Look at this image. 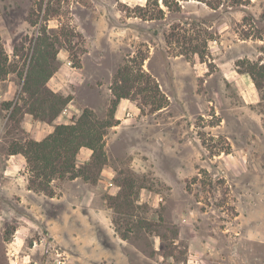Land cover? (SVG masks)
Instances as JSON below:
<instances>
[{"label": "rangeland", "instance_id": "obj_1", "mask_svg": "<svg viewBox=\"0 0 264 264\" xmlns=\"http://www.w3.org/2000/svg\"><path fill=\"white\" fill-rule=\"evenodd\" d=\"M238 1L170 0L162 15L147 0H0L17 86L2 103L0 168L28 137L23 85L40 43L50 69L68 55L75 104L101 121L120 67L151 76L130 82L93 179H56L53 196L0 192V264H264V100L245 72L247 59L264 63V0ZM131 171L143 188L113 206Z\"/></svg>", "mask_w": 264, "mask_h": 264}, {"label": "trees", "instance_id": "obj_2", "mask_svg": "<svg viewBox=\"0 0 264 264\" xmlns=\"http://www.w3.org/2000/svg\"><path fill=\"white\" fill-rule=\"evenodd\" d=\"M238 2L243 4L242 0ZM161 3L170 7V0H147L145 7L147 8L150 5L157 6L159 12L164 15V11L160 8ZM207 4L209 3L207 2ZM175 27H173L174 31ZM44 46L41 43L37 45L35 54L31 59L30 69L23 85V92L28 94L27 102L24 104L28 106L26 112L33 114L35 118L53 122L61 114L72 97L55 92L47 85L48 80L57 68L50 69L47 67V53L50 54V52L47 51L48 49H44ZM197 48L195 45L196 50L193 49L195 50L194 52H198ZM53 58L55 60L56 57ZM8 59L9 57L2 44L0 35V81L6 79L10 73L7 65ZM240 62L243 63L245 60H240ZM246 62L247 67L245 72L250 75L261 99L264 100V63L249 59ZM134 72L133 67L126 64L120 67L115 74L112 88L114 98L110 110L112 119L101 121L95 115L93 109L86 107L74 122L57 124L54 132L43 140L26 139L24 141H18L12 146L10 152L14 154L21 153L26 158L30 173L28 178L29 189L42 191L53 196L54 190L52 188V182L54 180L74 179L80 176L86 180H90L93 179V174L102 171L108 161L105 149L106 130L117 124V121H115V112L120 100L129 98L131 91L130 82L132 80L134 82L143 81L147 77V83H151V76L143 67H140L136 74ZM149 86L150 89L154 88L150 90L152 93L160 91L156 84ZM163 107L164 104L161 99H157L155 109L159 110ZM82 147L91 149L92 155L88 162L78 166L77 155ZM131 173V175H125L124 177L120 175L116 179L120 191L116 195L110 196L113 206L128 205L129 201L127 198L130 192L134 193L133 189L136 187L143 188V185L138 183L136 172L131 171ZM115 229L123 239L129 238L128 231H122L121 227L117 225Z\"/></svg>", "mask_w": 264, "mask_h": 264}, {"label": "crops", "instance_id": "obj_3", "mask_svg": "<svg viewBox=\"0 0 264 264\" xmlns=\"http://www.w3.org/2000/svg\"><path fill=\"white\" fill-rule=\"evenodd\" d=\"M57 58L58 60H60V65L48 80L47 85L55 92L62 93L66 96L71 93L73 97L67 104V106L63 109L61 114L53 122L40 120L38 118H35L33 114L25 111L24 116L21 120V125L28 134V137L24 140H43L49 134L54 132L55 126L57 124H69L74 122V120L81 114L82 110L84 109V107L80 108L75 104V101L79 102L80 97L75 93L74 90H70L72 82L77 79L74 73L75 68L68 64V62L70 61L68 59V55L65 54L63 57H61V55L58 54ZM16 92L17 86L15 85L14 81L10 79H4L0 81V115L2 114V112H7V110L2 107V103L14 100ZM16 102L17 101L15 100L14 104H16ZM18 104L20 103L18 102ZM86 107L90 108L89 106ZM128 109H130V107L127 101L121 99L115 112V118H118V120L121 119V115L126 111L128 112ZM1 124L2 123L0 122V131L1 129H3ZM91 155V149L82 147L77 155V158H80L81 163H85L86 161L88 162L90 160ZM77 165L80 166L78 164V161ZM26 168L27 161L24 155H22L21 153L14 154L12 152L5 153L4 163L0 168V192L2 191L8 194V196L12 195L14 197L15 194H19L20 196H22V198L29 196L30 193L36 194L33 190L28 188L27 173L25 174V176L22 174V171L26 172ZM77 178L78 177L72 180H76ZM110 223H112L111 220Z\"/></svg>", "mask_w": 264, "mask_h": 264}, {"label": "built area", "instance_id": "obj_4", "mask_svg": "<svg viewBox=\"0 0 264 264\" xmlns=\"http://www.w3.org/2000/svg\"><path fill=\"white\" fill-rule=\"evenodd\" d=\"M68 64H71V62L69 61Z\"/></svg>", "mask_w": 264, "mask_h": 264}]
</instances>
